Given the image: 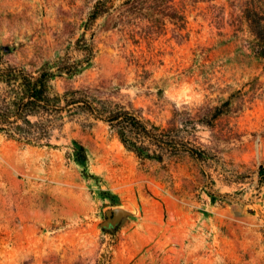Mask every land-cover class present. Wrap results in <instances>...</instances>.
<instances>
[{"label": "rangeland", "instance_id": "1", "mask_svg": "<svg viewBox=\"0 0 264 264\" xmlns=\"http://www.w3.org/2000/svg\"><path fill=\"white\" fill-rule=\"evenodd\" d=\"M97 1L0 0V62L56 70L82 58L86 36L90 65L57 76V91L124 84L164 125L175 106L231 99L241 137L209 160L160 163L138 158L83 111L66 115L54 147L0 134V264H264V58L251 25L264 0H189L187 37L170 25L136 40L104 30L103 18L86 27ZM118 207L126 213L109 218Z\"/></svg>", "mask_w": 264, "mask_h": 264}, {"label": "trees", "instance_id": "2", "mask_svg": "<svg viewBox=\"0 0 264 264\" xmlns=\"http://www.w3.org/2000/svg\"><path fill=\"white\" fill-rule=\"evenodd\" d=\"M188 1L121 0L116 4L114 0H98L85 26L103 18L104 30L121 28L136 40L139 34H166L173 25L184 38L189 35ZM251 25L256 34V54L264 58V15L255 12ZM76 49L82 58H65L56 70L43 67L28 72L23 67L0 62V134L25 144L54 147L55 131L64 129L66 115L83 111L105 122L138 158L160 163L184 154L209 160L241 137L230 123L237 113L231 99L220 104L206 102L195 108L175 106L164 125L134 104L123 92L124 84L107 80L79 87L67 85L64 92L57 91L53 85L57 76L72 79L91 63L93 48L86 36L78 39ZM204 130L209 132L208 138L202 135ZM80 153V157L86 156L83 146ZM258 175L259 183L264 184V165Z\"/></svg>", "mask_w": 264, "mask_h": 264}, {"label": "water", "instance_id": "3", "mask_svg": "<svg viewBox=\"0 0 264 264\" xmlns=\"http://www.w3.org/2000/svg\"><path fill=\"white\" fill-rule=\"evenodd\" d=\"M124 213H126V210L121 207L109 209L106 211V214L109 218H115V219H118V217Z\"/></svg>", "mask_w": 264, "mask_h": 264}]
</instances>
